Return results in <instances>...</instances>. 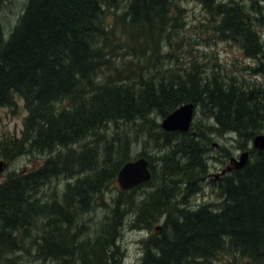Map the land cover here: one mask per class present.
I'll return each instance as SVG.
<instances>
[{"label":"trees","instance_id":"1","mask_svg":"<svg viewBox=\"0 0 264 264\" xmlns=\"http://www.w3.org/2000/svg\"><path fill=\"white\" fill-rule=\"evenodd\" d=\"M11 1L0 108L18 97L26 114L0 160L30 164L0 181V264H121L124 228L144 234L132 264H264V149L247 145L264 132V0H193L211 40L242 54L233 69L190 41L188 0H22L5 30ZM184 103L196 124L161 129ZM217 137L246 162L191 206ZM139 156L149 181L120 190Z\"/></svg>","mask_w":264,"mask_h":264},{"label":"rangeland","instance_id":"2","mask_svg":"<svg viewBox=\"0 0 264 264\" xmlns=\"http://www.w3.org/2000/svg\"><path fill=\"white\" fill-rule=\"evenodd\" d=\"M15 2V3H14ZM14 3V4H13ZM13 4V5H12ZM22 6V0H12L4 10H1L2 25L5 30H8L15 12L18 8ZM182 6L186 10V22H187V32L190 36V41L193 45H199V49L206 53L207 58L211 59L213 62V55L216 57V61L221 63V66L225 65L228 69H233L234 66H239V61L242 57V54L239 52L235 44L225 42V41H216L211 40L210 33L206 31V23H199L198 21L204 18V14L199 8V6L193 1L188 0L185 3H182ZM199 54V52H198ZM202 59V56H197ZM206 59V58H205ZM201 61V60H199ZM244 62H249L244 59ZM251 62V61H250ZM249 62V63H250ZM234 67V68H236ZM26 114V109L23 106V102L20 98H16V105L10 108H0V138L4 135H18L19 130L21 129L22 119ZM195 106L193 115L189 124V127L193 124H196L195 121ZM194 117V118H193ZM161 119H158L160 123ZM188 127V129H189ZM187 129V130H188ZM186 130V131H187ZM250 147V143H247ZM222 150H221V149ZM226 148L230 150L231 159H236L243 150L234 149L231 142H227L225 137H217L214 142L211 144V149L208 150L207 157L208 166H209V178L202 183V187L199 188V191L195 190L191 192V197L188 203L191 206L202 201H213V198L218 199L214 194L213 190L210 187V178H217L219 175H223L225 172H222L223 169L229 164L227 153L224 152ZM138 150V148H137ZM147 151V147L145 148ZM140 157V156H139ZM145 157V156H143ZM146 158V157H145ZM147 160V158H146ZM30 164V158L25 156L17 157L11 162H6L3 172L0 175V181L2 180L4 174L11 170H24L28 168ZM149 167V166H148ZM150 170V169H149ZM150 179V178H149ZM149 180L145 181L148 182ZM142 182V183H145ZM139 183V184H142ZM207 199V200H206ZM144 235L142 231H137L135 229L124 228L120 237V245L122 248V261L121 264H132L139 255V244L138 240Z\"/></svg>","mask_w":264,"mask_h":264},{"label":"water","instance_id":"3","mask_svg":"<svg viewBox=\"0 0 264 264\" xmlns=\"http://www.w3.org/2000/svg\"><path fill=\"white\" fill-rule=\"evenodd\" d=\"M194 106L192 103H184L177 106L160 120V127L165 131H186L189 127ZM250 146L264 149V132L256 134L250 142ZM247 150L242 151L237 159H231L230 165L222 172L241 167L247 159ZM5 162L0 160V174H2ZM148 161L145 157H137L124 162L116 173L115 181L120 190L130 189L150 178Z\"/></svg>","mask_w":264,"mask_h":264}]
</instances>
